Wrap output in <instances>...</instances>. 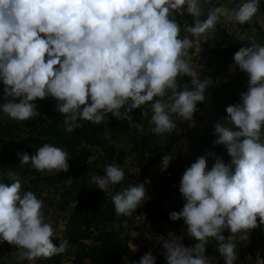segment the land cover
<instances>
[{
    "label": "clouds",
    "instance_id": "clouds-1",
    "mask_svg": "<svg viewBox=\"0 0 264 264\" xmlns=\"http://www.w3.org/2000/svg\"><path fill=\"white\" fill-rule=\"evenodd\" d=\"M259 9L260 0H238L232 8L216 0H0V82L5 98L0 112L25 121L39 115L36 98L51 96L68 132L83 120L100 124L107 113L133 125L130 113L136 108L148 118L152 132H171L178 119L192 120L197 102L205 100L213 82L193 73L188 51L193 38L207 41L221 17L244 24ZM184 13L193 23L184 25L186 34L181 36L175 15ZM233 59L247 73V89L226 106L232 127L216 123L213 141L225 146L230 160L225 163L217 155L208 169L202 155L183 171L178 190L185 202L179 211L169 212V218H183L196 243L185 246L172 232L168 239L158 236L167 264H210L205 255L210 237L219 242L224 264H235V236L226 239L224 230L245 239L257 226V216L264 222V44L241 46ZM182 75H193V87L178 83ZM134 126L143 131V125ZM17 156L21 164L38 171L69 167L67 151L50 143L31 155ZM171 159L165 154L160 170ZM15 175L0 171V241L17 246V262L64 252L67 242L56 245L51 239L53 227L44 219L43 201L30 189L21 191ZM4 176L12 182H4ZM124 176L119 164L108 163L104 175H93L91 183L104 191ZM147 198L144 183L112 195L118 215H132ZM130 247L135 251L137 246ZM155 259L147 251L132 264H154Z\"/></svg>",
    "mask_w": 264,
    "mask_h": 264
},
{
    "label": "trees",
    "instance_id": "trees-1",
    "mask_svg": "<svg viewBox=\"0 0 264 264\" xmlns=\"http://www.w3.org/2000/svg\"><path fill=\"white\" fill-rule=\"evenodd\" d=\"M223 1L227 8L238 3V0ZM262 14L264 0H260V9L250 21L239 24L230 20L226 26L220 20L207 41L193 38L194 46L188 50L193 73L201 80L212 78L213 82L205 90V100L197 102L192 120L178 119L177 127L171 132H152V125L147 117L142 116L140 108L133 109L130 115L134 124L143 125V131H138L128 120L107 113V119L100 124L83 120L80 127L68 132L63 123V114L56 111L57 101L51 96L36 98L39 115L25 121L12 119L0 112V171L14 172L15 178L21 180V191L30 189L43 201L44 219L49 214L48 206L54 207V214L69 210L67 216H62L63 236H58L53 230L51 237L56 245L67 242L69 250L36 258L34 264H62L67 259L82 264H132L147 251L156 257L154 264H167L158 236L168 239V233L175 231L173 234L180 236L185 246L196 243L187 233L183 218L173 221L169 218V212L182 208L185 201L178 190L181 175L197 157L205 156L208 169L217 155L225 163L230 160L225 146L213 143L218 135L214 128L218 122L232 127L226 120L228 114L225 109L239 100V94L247 89L248 79L247 73L235 65L233 54L244 45L264 44V27L257 21ZM175 18L181 25V36H184V25L192 24L193 17L184 13L182 16L175 15ZM194 53L196 56L191 58ZM192 79L193 75L177 77L181 86L187 84L190 88L193 87ZM3 88L0 82V102L5 99L2 96ZM142 108H147V105ZM173 117L176 118L175 114ZM189 122H192V126L185 140L180 135L181 128ZM44 143L67 151L69 167L66 171H38L30 164L20 163L17 152L31 155ZM174 148H177L176 152H173ZM165 154L172 155V159L163 171L169 170L171 175L165 177L160 171L157 185L149 191L155 193V198L147 194L149 198L132 215H118L114 210L112 195L132 184L144 183L146 178L151 180L147 165L156 158L162 159ZM108 163L119 164L125 176L120 183L110 185L103 191L91 183V177L104 175ZM69 178L71 180L67 182ZM3 179L11 183L13 178L4 176ZM228 231L224 230L225 236ZM136 240L140 244L132 251L130 244ZM247 241L253 250L252 264H264V222L259 216L257 226L249 230ZM6 243L0 241V264H4L3 257L9 256L2 250L3 244L7 248ZM218 243L210 237L205 245V255L210 264H224L217 250ZM73 248L77 251L71 256ZM247 251H238L242 263L235 261V264H248L245 261ZM27 261L30 260L25 259L18 264H26Z\"/></svg>",
    "mask_w": 264,
    "mask_h": 264
},
{
    "label": "rangeland",
    "instance_id": "rangeland-1",
    "mask_svg": "<svg viewBox=\"0 0 264 264\" xmlns=\"http://www.w3.org/2000/svg\"><path fill=\"white\" fill-rule=\"evenodd\" d=\"M216 3L217 4L218 3H221L224 6H226V4L224 3L223 0H217ZM220 20L226 26H228L229 23H230V20L228 18H226V17H221ZM257 21L259 22V24H261L264 27V14L260 15L259 17H257ZM195 53H196V51H195ZM195 53L191 55V58H192V56H196ZM190 63H192L191 60H190ZM193 64H195V63H193ZM191 126H192V122H189V123H186V125H184L181 128L182 130H181L180 135L182 137H184L185 140H187V138H188V132L190 131ZM158 142H159V144H161L160 141H158ZM172 150H173V152H176L177 151V148H174ZM159 173H160V170H156L154 172H150V176H151L152 179L150 180L149 178H146L145 179V182H144V185L146 187L145 189L148 191L147 194L149 196H151V198H155V193H152V192H149V191H151L152 187H155L157 185L156 181L158 180L157 178L159 176ZM50 211H51V213H50ZM48 213L49 214L46 215L45 221L48 222V223H50L52 225L53 230L56 231V234L58 236H63V232H64V230H63L64 221L62 220V216L63 217L67 216L68 213H69V210L66 209L64 212L58 211V213H55L54 214V207L53 206H48ZM241 235H242L241 233L233 234V233H230L228 231V233H227V235L225 237L227 239L228 237L235 236V239H234L233 242L237 246V260H236V262L242 263V260L240 259V256L238 255V251L239 250L247 249L248 250L247 251L248 252V257H247V259H245V261L248 264H252L251 257H252L253 250H251L250 244L248 243L247 238L241 239ZM131 243H133V241ZM6 244H7V248H6V245L3 244L2 245V248H3L2 250H3V253L5 255L8 254L9 256H7L6 258L3 257L2 258V261L4 262V264H18V262L15 260V256H16V254H18V252H17V250H18L17 249V246L14 245V244H11L9 242H7ZM134 244L138 247V244H140V241L139 240H136V242ZM68 250H69V245L67 246L65 252L68 251ZM76 251L77 250H75L73 248L72 251H71V256H74V254H75ZM33 261L34 260L27 261L26 264H34ZM71 261H72L71 259H67L62 264H75V262H73V261L71 262Z\"/></svg>",
    "mask_w": 264,
    "mask_h": 264
},
{
    "label": "built area",
    "instance_id": "built-area-1",
    "mask_svg": "<svg viewBox=\"0 0 264 264\" xmlns=\"http://www.w3.org/2000/svg\"><path fill=\"white\" fill-rule=\"evenodd\" d=\"M147 156H148V153H146V157ZM160 163H161V158H156L153 162L147 165L146 170L149 172L160 170ZM160 171L165 175V177H169L171 175V172L169 170L167 171L160 170Z\"/></svg>",
    "mask_w": 264,
    "mask_h": 264
}]
</instances>
